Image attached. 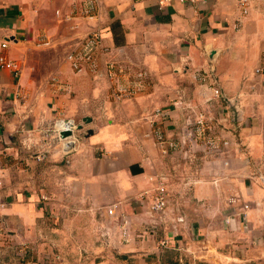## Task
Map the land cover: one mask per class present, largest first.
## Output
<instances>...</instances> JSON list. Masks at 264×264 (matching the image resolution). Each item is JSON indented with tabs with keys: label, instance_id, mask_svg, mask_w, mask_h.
Masks as SVG:
<instances>
[{
	"label": "crops",
	"instance_id": "1",
	"mask_svg": "<svg viewBox=\"0 0 264 264\" xmlns=\"http://www.w3.org/2000/svg\"><path fill=\"white\" fill-rule=\"evenodd\" d=\"M87 2L0 0V55L16 65L0 67V254L42 251L55 232L67 264H93L76 254L99 248L121 253L102 264H264V0H93L85 15ZM94 32L106 48L95 55L100 77L66 60ZM110 60L145 70L144 88L118 97ZM213 88L221 96L206 105ZM178 94L218 118L230 141L222 169L155 144L157 128L178 134ZM61 119L77 123L65 139L53 132ZM162 176L184 217L177 237L167 225L144 230ZM112 204L131 231L123 244L112 227L105 247L93 229Z\"/></svg>",
	"mask_w": 264,
	"mask_h": 264
},
{
	"label": "built area",
	"instance_id": "2",
	"mask_svg": "<svg viewBox=\"0 0 264 264\" xmlns=\"http://www.w3.org/2000/svg\"><path fill=\"white\" fill-rule=\"evenodd\" d=\"M87 4H84L86 8L83 10L85 15L90 13L93 7L92 1L87 0ZM167 0H159V3ZM181 2H195L196 0H180ZM243 13L246 11L243 9ZM43 44H48L47 41H43ZM6 47V43L0 44V49ZM97 49L106 51L101 45L100 35L97 32L88 35L77 50L69 53L66 56V60L69 62L71 69L75 73H81L86 70L90 72L94 71L102 75L97 68L96 53ZM0 67L16 70V65L13 61L7 59L4 55H0ZM104 75H106L109 81L114 84L116 94L118 97H124L135 91H140L144 88V84L149 78V74L145 70L133 69L131 66L121 61L110 60L105 63ZM99 71V72H98ZM256 72L264 74V60L263 64L256 69ZM125 78L128 81V86L121 85V79ZM53 82L54 79L52 80ZM212 96H208L204 103L210 105L214 98L221 96L218 89H212ZM174 106L182 112V120L178 134L174 138L165 137L162 130L157 128L155 134V144L158 146L162 155H168L175 152L180 159L191 160L196 156H200L203 160H207L211 163H218L220 169L226 166L223 155L230 146L228 139H222L219 135L221 126L216 123L218 118L213 120L209 117L200 107L190 102L183 94H178ZM164 114L163 109H157L153 113V117L158 118ZM77 129V123L71 119H61L54 125L53 132L59 138L62 131H70L72 134ZM71 134V135H72ZM70 137V136H69ZM41 157L43 155H40ZM220 164V165H219ZM239 197H231L228 200L229 205L237 204ZM116 204H112L106 208V214L111 218L107 225L102 229H99V236L106 243L113 235L112 227H117V235L123 244L129 242V234L131 231V221L125 215L116 214ZM244 209L247 205L243 206ZM245 213V212H243ZM144 215L148 222H144L146 227L144 230L150 233H155L158 229H163L166 225L173 233V237L178 236V225L184 223V217L179 209L173 208L168 202V193L166 187V177L159 178V183L154 189L152 196L150 197V205L144 211ZM244 215V214H243ZM229 219H226V223H229ZM159 245L161 247L167 246V240L163 239Z\"/></svg>",
	"mask_w": 264,
	"mask_h": 264
},
{
	"label": "rangeland",
	"instance_id": "3",
	"mask_svg": "<svg viewBox=\"0 0 264 264\" xmlns=\"http://www.w3.org/2000/svg\"><path fill=\"white\" fill-rule=\"evenodd\" d=\"M93 230L95 231L94 241L95 242L97 241L98 243H100V241L103 242V239L100 238L99 236V229H93ZM57 236L58 235L55 232H50L49 235L45 234L44 235V237L46 238L45 246L43 245L44 250L42 249V251L33 250V249H31L29 253L28 251L26 252L18 251L17 253L11 255L12 257L9 256L10 255L9 252L2 251L0 254L1 258L4 259L8 257L7 259L8 264H67L69 260L63 261L61 259L63 258V256L59 254L60 252L58 248L56 249L57 243H55V240H57ZM78 236L79 238H81L83 235H78ZM85 237L86 236L84 235L83 238ZM105 244H109V243L105 242ZM120 254L121 253H117L115 248H110L109 250L99 248V250H95L94 252L92 251L87 252L80 250L79 253L76 254V257L78 258L77 260L79 262H83V259L86 260V258H88L86 261L90 260L91 262H93V264H102L101 262H108V261L118 260V262H120V260L118 259V257L121 256Z\"/></svg>",
	"mask_w": 264,
	"mask_h": 264
},
{
	"label": "water",
	"instance_id": "4",
	"mask_svg": "<svg viewBox=\"0 0 264 264\" xmlns=\"http://www.w3.org/2000/svg\"><path fill=\"white\" fill-rule=\"evenodd\" d=\"M71 134H72V133H71L70 131H62V132L60 133V137L63 138V139H65V138L71 136Z\"/></svg>",
	"mask_w": 264,
	"mask_h": 264
}]
</instances>
